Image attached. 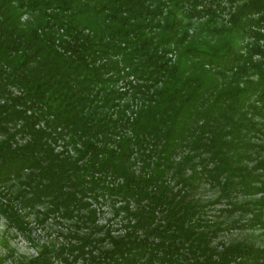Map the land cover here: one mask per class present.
<instances>
[{
    "label": "trees",
    "instance_id": "16d2710c",
    "mask_svg": "<svg viewBox=\"0 0 264 264\" xmlns=\"http://www.w3.org/2000/svg\"><path fill=\"white\" fill-rule=\"evenodd\" d=\"M203 181L264 192V0H0V212L38 247L11 264H264L209 242ZM40 203L63 241L33 233Z\"/></svg>",
    "mask_w": 264,
    "mask_h": 264
},
{
    "label": "rangeland",
    "instance_id": "374dc122",
    "mask_svg": "<svg viewBox=\"0 0 264 264\" xmlns=\"http://www.w3.org/2000/svg\"><path fill=\"white\" fill-rule=\"evenodd\" d=\"M123 83L124 81L121 80L118 86L120 88L123 87ZM58 143L59 145L55 147L56 151L62 149L61 143ZM206 183L204 181L201 182L193 191V196H197L199 199L201 217L205 220L206 224L204 228L220 224V227L215 230L216 234L210 238L209 242L213 246L217 245L218 249L222 248L221 242H231L241 239L256 246H264V230L252 217L255 208H258V204L255 202L251 203V200L255 198L264 197V192L245 194L236 190L226 195L221 193L220 185L214 182H211L209 185ZM1 199L5 200L3 197ZM89 201L92 207L96 209L94 220L97 224L109 227L110 231H112L111 233L114 235L123 234L124 227L121 226L123 220L121 211L115 213L112 204L108 201H101V203ZM44 210L45 203L37 204L34 207H27L26 210H23L25 218L33 227V233L39 241L53 240L54 243L63 241L66 237L58 231H65L66 225L71 221L52 214L44 216L42 213ZM104 227L97 229L96 232L99 234L103 233ZM104 244L107 245L108 242L105 241ZM37 253L38 247L31 243L22 232L12 227L8 222V218L0 212V264H11L15 259L27 261L30 257L36 256ZM59 264L64 263L59 261Z\"/></svg>",
    "mask_w": 264,
    "mask_h": 264
}]
</instances>
